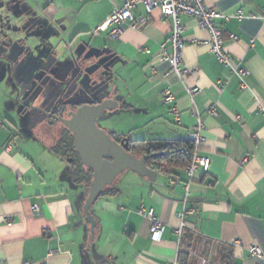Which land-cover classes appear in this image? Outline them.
I'll list each match as a JSON object with an SVG mask.
<instances>
[{
  "label": "crops",
  "instance_id": "obj_1",
  "mask_svg": "<svg viewBox=\"0 0 264 264\" xmlns=\"http://www.w3.org/2000/svg\"><path fill=\"white\" fill-rule=\"evenodd\" d=\"M123 1L0 0V264H264L249 253L250 246L264 252V0H204L224 14L243 11L242 20L220 18L217 25L230 62L248 71L245 90L217 62L194 17L181 18L182 82L157 60L171 53V22L159 10L147 15L138 4L133 21L146 20L137 29L126 22L115 39L108 30L92 36ZM62 48L76 60H95L87 77L99 70L100 85L107 82L117 101L99 124L112 136L188 140L200 117L201 153L210 165L193 176L186 204L184 168L156 172L155 182L127 170L91 206V239L85 183H73L71 161L54 151L57 140L28 126L18 100L27 69ZM185 87L199 88L193 103ZM165 88L176 113L162 103ZM212 106L216 115L208 113ZM140 206L163 223L159 240L150 238Z\"/></svg>",
  "mask_w": 264,
  "mask_h": 264
},
{
  "label": "built area",
  "instance_id": "obj_2",
  "mask_svg": "<svg viewBox=\"0 0 264 264\" xmlns=\"http://www.w3.org/2000/svg\"><path fill=\"white\" fill-rule=\"evenodd\" d=\"M141 4L143 5L147 15L151 14L153 10H159L162 17L165 20H170L171 29L169 36V44L171 47L170 54H161L157 57L160 63L167 62L170 66V71L173 72L179 81L182 82L185 70L182 65V51L184 47V41L182 38L183 24L181 22L182 16H191L197 19L199 26L206 30L208 34L207 43L209 45L211 53L215 56L218 63L229 68L239 80V88L242 90L247 89V83L245 77L248 75V71L245 68L235 67L229 59L227 51L223 45V37L221 31L217 25V19L229 20L235 18L242 20L244 18L243 11L238 9L233 14H224L215 9L209 8L205 5L204 0H124L122 5L118 8H114L112 13L100 24L93 32L92 36L99 34L101 31L108 30V37L111 39L117 38L121 34V26L128 22L131 29H137L138 26L144 24L146 18L139 17L136 22L133 21L132 13L135 7ZM261 18L264 19V9L261 12ZM234 39V36H230ZM154 72V70H152ZM187 96L194 102V97L200 92L197 87H185ZM162 103L171 105V111L176 113V104L173 94L168 88L162 91ZM259 110L264 117V107L259 104ZM194 113V110L191 111ZM208 113L216 115V109L214 106L208 109ZM179 121L178 117H175ZM204 124L199 116L196 117L195 125L192 129L189 139L193 147V155L191 162L184 168L187 180L183 183V202L186 204L190 197V184L193 180V176L199 172H207L210 165V159L208 156L201 153V145L204 141L203 136ZM171 184L175 185L177 178L170 179ZM31 210L34 213H39V207L32 205ZM137 213L141 216L148 218L151 221L150 226V238L152 240H159L163 231V223L155 216L152 209L145 210L143 206H140ZM185 213V209L178 214V217L182 219ZM178 234H181V228L178 230ZM249 253L251 256L258 260H264V252L258 246H250ZM211 264V262L209 263Z\"/></svg>",
  "mask_w": 264,
  "mask_h": 264
},
{
  "label": "water",
  "instance_id": "obj_3",
  "mask_svg": "<svg viewBox=\"0 0 264 264\" xmlns=\"http://www.w3.org/2000/svg\"><path fill=\"white\" fill-rule=\"evenodd\" d=\"M2 58L11 63L6 57L3 56ZM83 60L86 61L87 59ZM77 63L73 53L68 52L66 48H62L56 54L51 53L43 58L40 66L33 71V74L38 78L37 81L42 79L44 75L51 77L57 85H60L57 87L59 93L65 92V95H68L66 91L68 85L75 81L76 77L78 81L80 78L92 74L91 72L94 69V64L80 67ZM106 83L102 84L97 101L82 89L83 99L70 103L79 107L70 112L67 118L61 119L62 125L72 136L73 149L80 164L92 172V179L82 207L85 222L90 226L91 239L94 236L96 221L90 208L103 190L111 185L117 176L130 170L150 182H155L156 177V172L146 166V156L137 157L130 154L127 139L117 141L97 124L98 119L105 112H110L117 106V101L109 98V86ZM62 85L63 88H61Z\"/></svg>",
  "mask_w": 264,
  "mask_h": 264
},
{
  "label": "flooded vegetation",
  "instance_id": "obj_4",
  "mask_svg": "<svg viewBox=\"0 0 264 264\" xmlns=\"http://www.w3.org/2000/svg\"><path fill=\"white\" fill-rule=\"evenodd\" d=\"M76 61L78 62L77 65L80 67H87L95 64L94 59L91 60V62H88V60L85 61L82 58ZM40 64L31 66L27 69V80L17 85L19 90L18 100L21 105L22 102H25L22 105V111L25 113V121L28 123L29 127L41 130L44 133H47L44 127H55L60 130V138L63 133H70L62 125L61 119L67 118L70 112L75 111L79 107L71 105L70 103L83 99L84 96L81 94V90H85L94 100H98V92L100 89L94 87L92 82L95 81L97 83L99 81L97 78L100 77L97 74L99 70H95L94 76L92 75V77H82L78 81L76 77V79H74L76 83L72 81L68 85V89H66L68 95H65V92L59 93V89L57 88L59 84L57 85L51 77L44 75L42 79L37 81L38 78L34 76L33 71L38 69ZM19 86H21V88H19ZM61 88H63V85ZM25 94L26 96L23 98Z\"/></svg>",
  "mask_w": 264,
  "mask_h": 264
},
{
  "label": "trees",
  "instance_id": "obj_5",
  "mask_svg": "<svg viewBox=\"0 0 264 264\" xmlns=\"http://www.w3.org/2000/svg\"><path fill=\"white\" fill-rule=\"evenodd\" d=\"M120 141L128 140V152L137 157L146 156V166L155 172L174 173L185 168L192 159L193 147L190 140H138L132 141L122 136H112ZM73 139L70 133H63L54 146V151L71 159V179L73 183L84 182L86 190L92 179V172L85 169L73 149ZM106 192V188L103 190ZM187 256L188 254L185 253ZM188 257V256H187Z\"/></svg>",
  "mask_w": 264,
  "mask_h": 264
},
{
  "label": "rangeland",
  "instance_id": "obj_6",
  "mask_svg": "<svg viewBox=\"0 0 264 264\" xmlns=\"http://www.w3.org/2000/svg\"><path fill=\"white\" fill-rule=\"evenodd\" d=\"M55 53L54 54H56L57 52H59V50L57 49V51H54ZM49 53V52H48ZM45 54V56L44 57H46V55L47 56H49L51 53H49V54ZM92 84H93V86L94 87H96V88H98V89H100L101 87H102V85H100V83H99V81L96 83L95 81H93L92 82ZM18 93H19V91H18ZM25 96H26V94L23 96V98H25ZM30 102V101H29ZM25 102H22V105L24 104ZM103 116V115H102ZM102 116L98 119V121H97V124L99 125L100 124V122H101V120H102ZM45 128V131H47V133L45 132V133H41V130H37L38 132H39V134H43V135H47L48 137H46V138H44V139H50V137H51V139L50 140H52V141H56V140H58V138H59V135H60V130H58V129H56L55 127H52V128H49V127H44ZM71 160V159H70ZM87 192H88V188H87V190L85 191V195H87Z\"/></svg>",
  "mask_w": 264,
  "mask_h": 264
}]
</instances>
